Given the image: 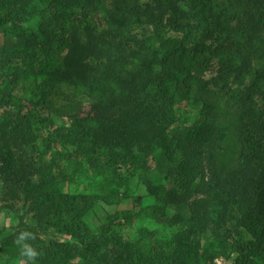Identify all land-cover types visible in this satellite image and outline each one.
<instances>
[{"label": "trees", "instance_id": "16d2710c", "mask_svg": "<svg viewBox=\"0 0 264 264\" xmlns=\"http://www.w3.org/2000/svg\"><path fill=\"white\" fill-rule=\"evenodd\" d=\"M0 216V264L23 229L37 264H264V0H0Z\"/></svg>", "mask_w": 264, "mask_h": 264}, {"label": "clouds", "instance_id": "9594fccd", "mask_svg": "<svg viewBox=\"0 0 264 264\" xmlns=\"http://www.w3.org/2000/svg\"><path fill=\"white\" fill-rule=\"evenodd\" d=\"M21 158H33V155L31 154L29 157ZM33 159L37 160V158ZM27 162L28 161H26V163ZM63 189H65V182L61 184L60 191L62 194L66 195V190ZM36 238V234L28 229L20 230L15 237L14 242L16 243V245H18L20 257L23 258L25 264H37L38 258L41 256V252L38 250V248L31 243V241H34Z\"/></svg>", "mask_w": 264, "mask_h": 264}, {"label": "rangeland", "instance_id": "374dc122", "mask_svg": "<svg viewBox=\"0 0 264 264\" xmlns=\"http://www.w3.org/2000/svg\"><path fill=\"white\" fill-rule=\"evenodd\" d=\"M88 110V108H85ZM0 223L6 225V226H11L13 225L12 222L9 221V219H4L2 216H0Z\"/></svg>", "mask_w": 264, "mask_h": 264}]
</instances>
